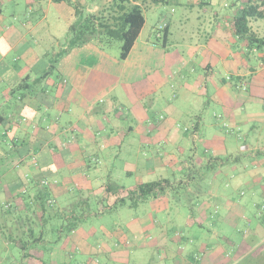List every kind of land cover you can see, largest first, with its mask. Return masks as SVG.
Segmentation results:
<instances>
[{
	"label": "crops",
	"instance_id": "crops-1",
	"mask_svg": "<svg viewBox=\"0 0 264 264\" xmlns=\"http://www.w3.org/2000/svg\"><path fill=\"white\" fill-rule=\"evenodd\" d=\"M248 1L161 0L154 4L153 0H129V7L144 8L145 25L125 61L138 49L143 62H148L144 70L148 88L135 93L134 98L139 101L152 96L154 105L168 100L171 115L179 112L172 104L175 99L198 104L195 106L200 115L195 116L191 130L195 149L203 129L201 124L205 122L204 109L211 103H217L221 109L213 116L221 132L228 135L231 126L238 127L245 119L242 111L246 105L264 103V45L237 35L233 26ZM107 2L0 0V204L13 207L12 215L1 221L4 227L0 230V244L6 252L8 243H17L9 242L3 232L10 234L15 230L13 219L18 214L25 218L31 213L26 211L28 205L20 196L24 186L34 196L40 181L49 179L58 181L50 190L52 200L74 191L80 198L88 193L114 201L115 198L106 196V185L115 184L113 163L117 153L123 152L126 138L139 137L137 147L144 148L145 152L149 145L172 141L176 144L181 140L173 119L166 124L165 119L150 121L137 116L134 109L121 112L120 83L106 81L110 77V68L106 66L109 61L96 42L70 50L56 69V46H62L70 26L76 21V11L94 13L102 10ZM148 10L155 11L156 18L159 17L154 27L157 43L153 45L144 36L148 23L145 11ZM163 25H166L165 42L158 37ZM249 26L257 40H264V19H252ZM161 43H165V47ZM13 55L17 58L10 62ZM199 72L202 75L195 78ZM176 76L178 80L173 85ZM176 88L171 96L170 89ZM204 142L206 152H212L211 159L202 161V166L213 170L209 179L212 190L200 194L204 197L198 199L199 212H193L184 221L185 229L176 228L177 233L182 234L173 240L176 247L169 246L161 225L157 228L156 241L159 247L164 245L170 251L172 264H240L242 246L246 244L237 246L239 254L232 262L220 251L221 245L211 246L193 227L216 234L212 233L213 228L221 226L226 232L224 224L233 222L234 218L236 222L241 219L246 224L251 222L255 212L264 207V157H261L264 152L251 151L249 146H244L240 153L232 155L222 134L213 136L209 131L205 133ZM179 150L183 153L185 146L181 145ZM153 154V159L158 160L166 172L170 171L172 163L179 161L174 153H168L165 159L159 156V150ZM222 154L231 156L228 162L220 161ZM245 157L250 163H243ZM157 170H145V174H154ZM185 170L191 171V164H185ZM106 171L109 175L105 182ZM26 177L31 181L29 185ZM192 179L190 175L188 182ZM144 180L140 183H147ZM76 193L73 195L78 196ZM209 206H213L214 212ZM145 228L153 229L155 225ZM28 229L21 228V233ZM142 231V228L132 229L134 237L140 240L139 247L146 245L140 239ZM121 238L116 248L105 243L99 252L89 251L85 239L75 244L71 242L63 250L81 245L84 252L97 254L104 261L121 259L131 243ZM52 258L58 263L53 255ZM38 259H33L32 264L40 263ZM19 264H23L22 261Z\"/></svg>",
	"mask_w": 264,
	"mask_h": 264
},
{
	"label": "rangeland",
	"instance_id": "rangeland-1",
	"mask_svg": "<svg viewBox=\"0 0 264 264\" xmlns=\"http://www.w3.org/2000/svg\"><path fill=\"white\" fill-rule=\"evenodd\" d=\"M145 12L148 23L144 36H147L153 45L157 43L154 27L159 17L157 16L156 18L155 11L148 10ZM121 46V42L115 41L104 50L109 61L106 66L110 68V77L106 81L108 83H120L118 93L122 104L120 106L121 112L126 113L128 110L134 109L137 116L146 117L150 121L165 119L166 124H170V119H173L176 121V128L177 126L179 127L176 132L179 133L181 140L176 144L172 141L164 144L149 145L145 152L143 147L141 150L137 147L139 137L126 138L127 144L123 152L117 153L118 155L115 156V162L113 163L114 185L131 190L142 179H145L144 182H151L166 178L172 181L175 188L161 195H151L145 199L137 200L138 204L135 206H131V201H128L126 205L114 206L113 203L115 201L107 200L101 196H89L88 193H86L85 198H80L78 192H75L78 196L73 195L75 194L74 191L70 195L56 196L54 210L60 212V214L57 215L56 219H52L46 224L48 229L47 240L56 243L53 245H45L43 243L42 246L37 244V247L33 246L34 248L29 249L27 252H23L21 244L11 245L9 243V251L6 252V250H3V245L0 244V261H2L0 264H19L21 261L23 264H32L31 261L33 259L31 257L32 260L30 258L17 260V256L21 257L29 253L34 255V259H46L43 264H86L87 262L94 264L97 262V264H172L169 259L170 251L164 245L158 246L156 240L159 230L157 228L161 225L169 240V246L174 245L176 247L173 240L175 236L182 235L179 232L177 233L178 230L176 228L180 226L185 229L184 221L189 219L193 212L195 214L199 212L197 205L200 202H198V199L201 200L204 197L200 194L204 192L203 195H205V193L211 192L212 185L209 179L213 175V170L206 167V165L205 167L202 166L203 160L211 159L212 157V152H206L207 146L204 142L206 131H209L213 136H221L222 134L230 154L233 153L232 155L240 153L244 146H249L251 151L264 152V103L262 101L253 105L248 104L244 107L242 113L245 119L238 126L239 128L231 126L229 135L221 132L222 129L217 122V118L213 116L214 112L221 111V109L216 105L217 103H211L210 106L204 109L205 114L202 118L206 123L203 122V126L201 124L203 129L199 134L200 139L197 140V149H195L191 130L196 122L195 116L200 115V112L196 111L198 106H195L198 104L186 99H175L172 104L179 112L176 115H171L167 103L168 100L163 101L161 105H154L151 101L152 96H147L145 99L140 98L139 101L136 100L134 94L148 88L147 77L144 74V70L148 68V62H143L138 49L127 61H122L120 58ZM60 50V47L56 46V52ZM14 58H17L16 55L11 57L10 62ZM199 75L202 74L199 72L195 78H198ZM58 76L56 73V77ZM177 80L178 77L176 76L172 81L173 85L176 84ZM176 90L177 88L170 89L171 96ZM171 100H173V97H171ZM211 123L212 125H210ZM181 145L185 146L183 153L179 150ZM158 150L162 159H165L168 153L177 155L179 161L172 163L169 167L171 168L170 171L166 172L163 168L161 169V165L157 163L158 160L155 161L153 159V152ZM261 157H264V155ZM230 158L231 156L222 154L220 161L226 163ZM248 160L249 158L245 157L243 163L246 164ZM187 163L191 164L192 173L190 170H185V164ZM234 164V162H231V165ZM155 168H158V170L154 174L153 172L149 175L145 174V170ZM193 168L197 169L198 172L193 170ZM127 172H131V174L127 175ZM108 175V171H106L105 182ZM190 175H193L194 179L188 182ZM209 209L214 212L213 206H209ZM255 213L256 216L250 219L251 222L249 224L252 223L251 225L246 224L247 222L243 221V219L236 222L234 218L233 222L229 221L224 224L226 232L220 229L222 228L221 226L213 228L212 233L215 232L217 235L208 233L207 229H202L199 226L193 228L195 233L207 238V242L211 246L221 245L220 251L230 257L232 262L236 260L239 254L237 246L246 244L242 246L243 256L240 259V264H264V258L260 252L262 235H264V207H261ZM30 216V219L25 222L26 227L40 225L41 221L38 216L32 213H30ZM151 224H154L155 228H145L146 225ZM44 226H42V229L36 228L35 237L39 236L41 230H45ZM261 226V232L259 233L258 230ZM137 228L143 229L140 239L143 240L142 243L146 244L144 247L138 246L140 240L138 241V238H135V235L132 234V229L136 230ZM121 237L127 238L129 243L131 242L126 247L128 251L121 259L105 260V262L102 260L103 257L97 254L84 252L81 249V245H74L69 251L63 250L67 244L71 242L79 243L81 239H85L89 245V251L96 249L99 252L105 243H110L113 248H116L117 246L115 245L120 243L119 238ZM30 238H25L24 241H31L32 239ZM51 254L58 263L52 261ZM41 263L36 262L35 264Z\"/></svg>",
	"mask_w": 264,
	"mask_h": 264
},
{
	"label": "trees",
	"instance_id": "trees-1",
	"mask_svg": "<svg viewBox=\"0 0 264 264\" xmlns=\"http://www.w3.org/2000/svg\"><path fill=\"white\" fill-rule=\"evenodd\" d=\"M137 1L142 2V0ZM160 2L161 0H153L154 4ZM128 4L129 0H108L107 5H105L102 10H98L94 13H84L81 10H77L76 21L70 26L65 40L61 44L62 46H60L61 50L56 52V69L62 57L68 54L70 50L83 47L91 42H96L103 50L111 46L115 41L121 42L120 58L122 61H125L145 25L144 8L141 6L129 7ZM252 19H264V0H249L241 10L240 15L235 18L233 24L237 35L249 37L251 42L255 43L254 41H257L264 45V40H257L251 32L249 24ZM162 39L165 42L166 35H163ZM161 44L165 47V43ZM38 185L34 196L29 194L28 189L26 193L21 191L20 196L24 203L28 205L26 211L38 216L41 221L40 225L36 227L32 225L26 227L25 222L26 220L28 221L31 216L26 214L24 218L21 214H18L17 217L13 219V227L15 229L13 232L15 233L12 232L8 234L4 233L5 231L3 232V235L7 236L9 242L12 241L21 244L23 246V252H27L29 249L34 248L33 246L37 247V244L39 245V243L42 242H46L48 245L56 243L47 240L48 229L46 224L52 219H56L60 212L53 209L55 204L51 205L49 203V201L52 200L50 199L51 187ZM174 188V184L167 179L140 183L131 190L116 187L114 183L109 182L106 185V196L108 198H115V202L113 203L114 206L126 205L128 201H131V206H135L138 204V202H136L137 200L145 199L151 195H161ZM11 206L12 205L0 204V230H3L2 228L4 227L1 221L6 216L12 215L13 207ZM42 226H44L45 230H41L39 236L35 237L36 228L40 227V229H42ZM21 228L23 230L24 228L29 229L21 233ZM28 237H31L30 239L32 240L24 241V239ZM17 257V260L30 257L34 259V255L30 253ZM38 260L42 262L41 264L46 261V259L42 258Z\"/></svg>",
	"mask_w": 264,
	"mask_h": 264
},
{
	"label": "built area",
	"instance_id": "built-area-1",
	"mask_svg": "<svg viewBox=\"0 0 264 264\" xmlns=\"http://www.w3.org/2000/svg\"><path fill=\"white\" fill-rule=\"evenodd\" d=\"M165 29H166V25H163V26L160 27V29H159V35H158L159 38H162L163 32H164ZM30 182H31L30 179L28 177H26V183L29 185ZM39 184L41 186H49V187H52V186L58 185V181H51L49 179H42ZM22 192L23 193H26L27 192V186H24L23 187V191ZM49 203L51 205H53L56 202L51 200V201H49ZM262 255H263V258H264V250H263Z\"/></svg>",
	"mask_w": 264,
	"mask_h": 264
}]
</instances>
